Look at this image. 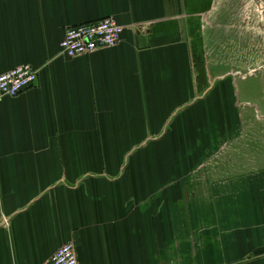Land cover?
<instances>
[{"label":"crops","instance_id":"1","mask_svg":"<svg viewBox=\"0 0 264 264\" xmlns=\"http://www.w3.org/2000/svg\"><path fill=\"white\" fill-rule=\"evenodd\" d=\"M215 1L0 0V73L37 71L0 95V264H264V101L210 69ZM104 17L115 46L60 53Z\"/></svg>","mask_w":264,"mask_h":264},{"label":"rangeland","instance_id":"2","mask_svg":"<svg viewBox=\"0 0 264 264\" xmlns=\"http://www.w3.org/2000/svg\"><path fill=\"white\" fill-rule=\"evenodd\" d=\"M205 42L210 69L239 72L248 79L237 78L238 88L247 90L242 100L264 101V0H216Z\"/></svg>","mask_w":264,"mask_h":264},{"label":"built area","instance_id":"3","mask_svg":"<svg viewBox=\"0 0 264 264\" xmlns=\"http://www.w3.org/2000/svg\"><path fill=\"white\" fill-rule=\"evenodd\" d=\"M123 27L112 17L68 27L59 42L60 53L66 57L88 55L96 50L115 46L121 39ZM37 71L20 65L0 73V95L15 97L32 87ZM47 264H78L73 243L57 248Z\"/></svg>","mask_w":264,"mask_h":264},{"label":"flooded vegetation","instance_id":"4","mask_svg":"<svg viewBox=\"0 0 264 264\" xmlns=\"http://www.w3.org/2000/svg\"><path fill=\"white\" fill-rule=\"evenodd\" d=\"M224 61V60H223ZM225 66H226V62H224L223 63ZM233 73H236V77H239L240 76V74H238L235 70H233ZM231 76H233L232 74H231V70H229V71H227V72H225L224 73V78H226V77H231Z\"/></svg>","mask_w":264,"mask_h":264}]
</instances>
